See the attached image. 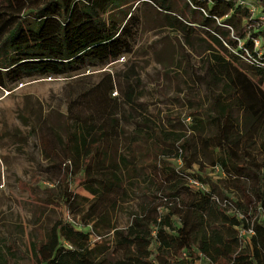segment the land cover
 I'll return each mask as SVG.
<instances>
[{"label":"trees","instance_id":"trees-1","mask_svg":"<svg viewBox=\"0 0 264 264\" xmlns=\"http://www.w3.org/2000/svg\"><path fill=\"white\" fill-rule=\"evenodd\" d=\"M138 1L0 0V90L132 53L142 21L128 4ZM256 1L255 14L240 0L142 1L164 13L186 45L197 29L205 35L206 79L197 77L206 88L203 115L187 135L168 117L138 111L129 88L132 113L121 119L106 97L114 88L109 75L84 109L69 102L58 196L72 220L55 221L32 242L31 264H264V0ZM121 120L132 125L129 133ZM207 154L223 175L221 189L215 183L206 191L194 169ZM72 177L90 198L69 190ZM227 183L238 191L234 200L223 195ZM5 249L0 264H25Z\"/></svg>","mask_w":264,"mask_h":264},{"label":"rangeland","instance_id":"rangeland-1","mask_svg":"<svg viewBox=\"0 0 264 264\" xmlns=\"http://www.w3.org/2000/svg\"><path fill=\"white\" fill-rule=\"evenodd\" d=\"M142 1L146 0L128 4L133 14L141 15L142 21L132 53L64 77L25 79L0 90L1 255L6 252L5 248H10L13 257L31 264V241L42 239L55 221L72 220L58 196L59 181L66 178L59 167V159H63L59 140L65 136L66 125L70 122L69 102L76 100L84 109V103L93 97L94 88L103 77L109 75L112 79L114 88L106 90V97L110 110L121 119L124 114L132 113L125 104L129 88L133 89L138 111H147L156 120L164 121V117H168L169 123L180 132L186 131L187 135L194 124L193 118L203 115L206 88L197 77L206 79L208 42L205 35L197 29L191 47L186 45L182 34L174 33L167 25L164 13L142 6ZM232 64L257 81L247 64L235 59ZM85 92L89 95L84 96ZM121 121L125 132L129 133L132 125ZM210 161L207 154L202 170L199 165L194 166L205 180L206 191L215 183L220 189L224 185L220 183L223 182L222 173L212 169ZM71 179L69 190L91 197L79 185L78 178ZM227 185V189L223 187V195L234 200L238 191ZM216 190L221 197L219 189ZM226 207L232 213L233 204ZM124 214H117L119 226L127 221ZM200 263L206 264L203 260Z\"/></svg>","mask_w":264,"mask_h":264},{"label":"built area","instance_id":"built-area-1","mask_svg":"<svg viewBox=\"0 0 264 264\" xmlns=\"http://www.w3.org/2000/svg\"><path fill=\"white\" fill-rule=\"evenodd\" d=\"M257 2L256 0H240V4L248 6L249 10L251 11L252 14H255L258 12V6L255 4ZM261 20H264V17H261ZM255 47L259 46V42L256 40L254 42ZM218 169V168H217ZM189 183L192 184L193 186H199L198 182L193 181V180H189ZM200 261L194 263V264H201Z\"/></svg>","mask_w":264,"mask_h":264},{"label":"crops","instance_id":"crops-1","mask_svg":"<svg viewBox=\"0 0 264 264\" xmlns=\"http://www.w3.org/2000/svg\"><path fill=\"white\" fill-rule=\"evenodd\" d=\"M3 241H5V240H3ZM7 241V240H6ZM31 244H32V241H31Z\"/></svg>","mask_w":264,"mask_h":264}]
</instances>
